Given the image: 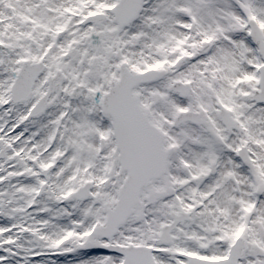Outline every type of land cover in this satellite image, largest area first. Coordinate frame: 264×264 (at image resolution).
I'll use <instances>...</instances> for the list:
<instances>
[{
	"label": "snow or ice",
	"instance_id": "snow-or-ice-1",
	"mask_svg": "<svg viewBox=\"0 0 264 264\" xmlns=\"http://www.w3.org/2000/svg\"><path fill=\"white\" fill-rule=\"evenodd\" d=\"M0 264H264V0H0Z\"/></svg>",
	"mask_w": 264,
	"mask_h": 264
}]
</instances>
